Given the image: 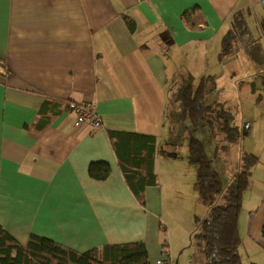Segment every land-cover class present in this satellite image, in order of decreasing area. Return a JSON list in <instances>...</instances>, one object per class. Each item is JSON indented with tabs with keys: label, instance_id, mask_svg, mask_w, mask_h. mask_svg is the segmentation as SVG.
<instances>
[{
	"label": "crops",
	"instance_id": "0c3cea01",
	"mask_svg": "<svg viewBox=\"0 0 264 264\" xmlns=\"http://www.w3.org/2000/svg\"><path fill=\"white\" fill-rule=\"evenodd\" d=\"M253 1L0 0L3 229L22 245L34 234L80 252L143 242L149 264H173L160 230L168 193L147 186L139 203L109 132L154 136L157 177L165 165L171 181L181 179L171 161L157 159L169 89L184 74L197 84L237 53L219 58L222 37ZM68 102L90 103L100 125L76 126ZM255 155L238 216L243 264H264V159ZM96 161L109 164L104 179L88 174ZM187 180L193 189L195 177Z\"/></svg>",
	"mask_w": 264,
	"mask_h": 264
},
{
	"label": "trees",
	"instance_id": "16d2710c",
	"mask_svg": "<svg viewBox=\"0 0 264 264\" xmlns=\"http://www.w3.org/2000/svg\"><path fill=\"white\" fill-rule=\"evenodd\" d=\"M241 13L244 12L238 11L232 16L231 29L221 42V60L233 51L232 36L241 39L247 35L249 38L250 33ZM123 19L133 29V20L126 16ZM178 80L176 86L169 89V94L174 95V101L179 104L177 129L180 135L187 137L188 162L197 167L193 189L207 209L205 217L197 219L195 225L196 245L203 257L200 264H243L238 253L241 243L238 216L243 193L251 183V168L258 162V157L242 152L239 169L224 184L212 167L204 142L189 133V128L209 127L212 137L219 141L215 156L219 152H227L231 143L239 142L241 128L233 124L232 114L224 109L223 102H204L205 96L215 89L213 75L201 77L197 84L191 74L181 75ZM53 102L45 99L43 104L49 111H54L57 106ZM48 118L49 115L42 116L41 121L47 125ZM109 136L125 182L139 203L143 204L145 187L158 184L153 169L155 137L115 131H110ZM109 172L106 162H91L88 167V174L94 179H104ZM160 230L164 233L161 225ZM162 247L168 248L165 238ZM0 264H149V259L143 242L106 244L80 252L34 234L22 245L0 225Z\"/></svg>",
	"mask_w": 264,
	"mask_h": 264
},
{
	"label": "rangeland",
	"instance_id": "374dc122",
	"mask_svg": "<svg viewBox=\"0 0 264 264\" xmlns=\"http://www.w3.org/2000/svg\"><path fill=\"white\" fill-rule=\"evenodd\" d=\"M259 1L264 2L253 1L241 13L250 33L249 38L247 35L241 39L232 36L233 49L239 50L222 62V67L219 64L213 68L215 89L204 98L206 104L224 102V109L232 114L233 124L241 128L239 142L231 143L226 153L219 152L215 156L219 141L212 137L209 127L189 128V133L204 142L212 167L224 184L239 169L242 152L251 151L262 155L259 160L264 159V5ZM167 99L164 134L157 145V159L171 161V169L180 172L182 178L173 182L162 170L165 165L158 168L157 188L162 193H168L160 225L173 264H200L203 257L196 245L195 225L197 219L205 217L207 209L192 189L191 180H187V177L196 176L197 167L188 162L187 137L180 135L177 129L179 104L174 101V95L168 94Z\"/></svg>",
	"mask_w": 264,
	"mask_h": 264
},
{
	"label": "built area",
	"instance_id": "2783aa9c",
	"mask_svg": "<svg viewBox=\"0 0 264 264\" xmlns=\"http://www.w3.org/2000/svg\"><path fill=\"white\" fill-rule=\"evenodd\" d=\"M68 106L76 113L75 125L79 126L86 121H90L93 127L100 125L99 120L95 117V112L90 103L68 102ZM159 262V261H158Z\"/></svg>",
	"mask_w": 264,
	"mask_h": 264
},
{
	"label": "flooded vegetation",
	"instance_id": "af4514ba",
	"mask_svg": "<svg viewBox=\"0 0 264 264\" xmlns=\"http://www.w3.org/2000/svg\"><path fill=\"white\" fill-rule=\"evenodd\" d=\"M263 4H264V2H263Z\"/></svg>",
	"mask_w": 264,
	"mask_h": 264
}]
</instances>
